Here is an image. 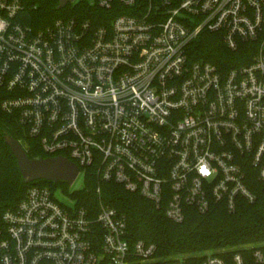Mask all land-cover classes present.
I'll return each instance as SVG.
<instances>
[{"label":"built area","instance_id":"built-area-1","mask_svg":"<svg viewBox=\"0 0 264 264\" xmlns=\"http://www.w3.org/2000/svg\"><path fill=\"white\" fill-rule=\"evenodd\" d=\"M89 2L105 12L101 23L60 17L34 29L17 19L23 0H0L3 113L48 157L74 162L84 182L95 173L175 223L187 208L233 213L242 201L256 203L253 183L264 186V0ZM203 33L221 35L231 51L255 45L251 62L223 71L192 61L188 48ZM156 250L129 239L113 207L66 206L47 186H29L0 214V264H153ZM173 264H264V241L248 255Z\"/></svg>","mask_w":264,"mask_h":264},{"label":"trees","instance_id":"trees-1","mask_svg":"<svg viewBox=\"0 0 264 264\" xmlns=\"http://www.w3.org/2000/svg\"><path fill=\"white\" fill-rule=\"evenodd\" d=\"M23 3L25 8L17 19L34 29L45 28L57 18L72 16L91 19L98 24L101 22L97 20L105 14L87 0L69 4L62 10H58V2L53 0H23ZM188 52L192 61L211 62L224 71L250 63L255 45L244 43L237 51H231L221 35L203 33L191 43ZM6 135L22 142L30 158L48 157L41 145L27 136L16 118L6 115L0 108V214L15 209L32 185L47 186L53 191L59 188L77 200L79 206L93 211L102 202L125 219L129 239L143 240L157 247L153 264H173L175 258L201 261L208 254L229 257L245 252L248 255L264 241V186L258 182L253 183V188L258 185L259 189V198L254 204L242 201L233 213L223 205H213L204 214L187 208L185 221L175 223L151 201L126 191L121 185L104 182L95 173L88 174L85 186L73 192L66 182L38 180L27 184L11 148L5 143Z\"/></svg>","mask_w":264,"mask_h":264},{"label":"water","instance_id":"water-1","mask_svg":"<svg viewBox=\"0 0 264 264\" xmlns=\"http://www.w3.org/2000/svg\"><path fill=\"white\" fill-rule=\"evenodd\" d=\"M58 2V10L66 8L75 0H53ZM5 143L11 148L24 181L31 184L38 180L54 183L66 182L72 186L79 176L80 168L69 159L58 157H39L32 159L20 141L11 135L5 136Z\"/></svg>","mask_w":264,"mask_h":264},{"label":"rangeland","instance_id":"rangeland-1","mask_svg":"<svg viewBox=\"0 0 264 264\" xmlns=\"http://www.w3.org/2000/svg\"><path fill=\"white\" fill-rule=\"evenodd\" d=\"M79 1H81V0H77V2H79ZM87 1H92V0H87ZM84 186H85L84 177H83V175H80L77 178V180L75 181V183L69 187L70 192L81 190ZM55 194H56V198L58 199V201L63 203L64 205H66V206H73L74 205L75 200L73 198H71L69 195H67L66 193H64L61 189H59V188L56 189ZM155 260H156V258H155Z\"/></svg>","mask_w":264,"mask_h":264}]
</instances>
